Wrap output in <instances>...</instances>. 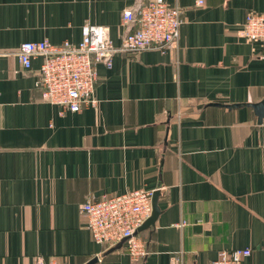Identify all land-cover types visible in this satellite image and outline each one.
<instances>
[{
  "label": "crops",
  "instance_id": "obj_1",
  "mask_svg": "<svg viewBox=\"0 0 264 264\" xmlns=\"http://www.w3.org/2000/svg\"><path fill=\"white\" fill-rule=\"evenodd\" d=\"M137 2L0 0V264H211L234 248L264 264V122L249 105L264 99V41L240 34L264 0H167L182 9L174 47L98 63L97 106L79 112L43 99L40 58L19 62L24 42L78 44L87 21L120 46ZM140 188L161 191V212L134 262L79 209Z\"/></svg>",
  "mask_w": 264,
  "mask_h": 264
},
{
  "label": "built area",
  "instance_id": "obj_2",
  "mask_svg": "<svg viewBox=\"0 0 264 264\" xmlns=\"http://www.w3.org/2000/svg\"><path fill=\"white\" fill-rule=\"evenodd\" d=\"M195 2L205 4V0ZM122 23L131 29L120 46L115 45L107 26L87 21L78 44L28 41L21 44L16 55L26 70L32 68L34 59L42 60L38 75L43 99L59 106L61 114L96 107L97 64L116 52L137 55L148 49H171L180 36L182 9L167 0H149L137 12L124 10ZM240 34L247 42L264 41V12H248ZM153 192L140 188L80 204L93 239L109 248L125 242L134 262L146 257L149 250L138 230L152 214ZM251 255L250 248L222 249L211 264H247ZM35 264L56 263L39 258Z\"/></svg>",
  "mask_w": 264,
  "mask_h": 264
},
{
  "label": "water",
  "instance_id": "obj_3",
  "mask_svg": "<svg viewBox=\"0 0 264 264\" xmlns=\"http://www.w3.org/2000/svg\"><path fill=\"white\" fill-rule=\"evenodd\" d=\"M141 6H142V2H141V0H138V2L133 7V10L135 12H137L141 8ZM130 29H131V27L128 28L127 32H129ZM216 105H221V104L216 103ZM239 105L240 104H233V105H227V107L233 108V107H237ZM249 105H252L255 108V111L258 115V122H259V124H262L264 122V99L258 103L249 104ZM160 194H161L160 190H156L153 192V196H152L153 211H152V214L147 219V221L139 228L138 232L155 226L157 218L161 212V209H160L159 204H158V199H159ZM97 260H98V258H94L89 264L96 262Z\"/></svg>",
  "mask_w": 264,
  "mask_h": 264
}]
</instances>
